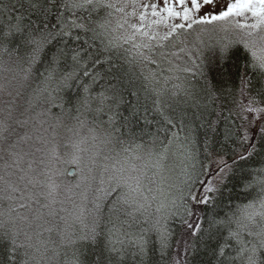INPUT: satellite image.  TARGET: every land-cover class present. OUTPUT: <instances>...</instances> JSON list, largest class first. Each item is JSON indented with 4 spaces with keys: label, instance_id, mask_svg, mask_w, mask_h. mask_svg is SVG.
I'll return each mask as SVG.
<instances>
[{
    "label": "snow or ice",
    "instance_id": "obj_1",
    "mask_svg": "<svg viewBox=\"0 0 264 264\" xmlns=\"http://www.w3.org/2000/svg\"><path fill=\"white\" fill-rule=\"evenodd\" d=\"M80 12L86 13L88 19L101 12L106 17L115 16V27L108 19L90 26ZM193 34L194 39L189 40ZM116 49H122L130 57L128 63L157 68L166 63L171 79L180 81V74L202 78L205 95L213 103L219 101L221 111L234 117L233 123L239 121L243 151L233 150L232 164L219 156L214 160L218 165L215 174L206 180L198 179L168 203H161L156 208L159 215L145 216L143 223L147 227L134 234L122 230L128 221H121L120 214L135 219V214L146 211L150 204L143 185L146 173L132 161L148 159L153 161L152 167L163 169L171 141L157 152L156 138L152 147L135 143L133 139L122 148L125 155L117 161L120 166H114L107 187L96 190L88 214L76 215L71 224L65 220L66 226L52 256L47 255L45 242L41 241L39 246L33 243V236L27 230L33 220L19 212L27 209L28 204L19 203L15 207L10 204L0 210V264H41L44 260L48 264H88L89 250L97 249L102 239L103 246L92 264L114 261L124 264L129 257L132 264H200L198 258L208 251L215 258L212 264H264V167L256 170L259 175L244 185V190L259 185L258 199L226 214V219L214 214L234 172L233 165L247 161L264 146V0H12L0 8V72H10L12 64L26 61V71L30 74L46 58L45 79H51L63 65L60 78L63 89L75 87L80 91L73 107L80 114L82 108L95 114L92 123L96 127L88 131L93 140L99 139L106 145H124L123 129L129 126L128 117L119 111L122 97L115 85L93 95L94 86L105 78V73L112 71L111 53ZM240 52L249 59L237 74L226 65ZM184 58V66L175 62ZM102 66L107 67L102 69ZM155 78V72L145 76L146 80ZM233 78L237 81L235 87L231 83ZM175 87L188 93L182 84ZM0 91L12 94L7 85H0ZM153 91L160 95L158 90ZM65 103L62 99L54 106L63 110ZM76 119L83 128L85 122L79 115ZM0 130H7L3 121ZM129 135H132L130 131ZM63 159L71 165L67 174L80 176L76 187L88 181L78 154H66ZM20 180L25 177L21 176ZM0 181L5 185L3 198L10 202L37 198L5 177H0ZM32 183L29 179L28 184ZM196 183L199 188L195 187ZM56 187L54 182L49 184L48 197L53 196ZM110 198L106 219L104 209ZM208 208L212 213L206 211ZM35 219H41V215L37 213ZM176 222L179 232L173 227ZM129 247L132 251H128Z\"/></svg>",
    "mask_w": 264,
    "mask_h": 264
},
{
    "label": "trees",
    "instance_id": "obj_2",
    "mask_svg": "<svg viewBox=\"0 0 264 264\" xmlns=\"http://www.w3.org/2000/svg\"><path fill=\"white\" fill-rule=\"evenodd\" d=\"M11 2L12 0H0V8ZM79 15L85 17L84 22L90 26L108 19L114 27L115 16L106 17L105 12H101L99 16L93 14L90 19L84 12H80ZM96 43L99 44V40ZM111 55L112 71L105 73V78L94 86L93 95L109 85H115L122 97L119 111L123 117H128L129 126L123 129L124 135L121 137L126 143L119 146L116 144L117 148L122 150L123 147L132 143L133 139L135 143L152 147L153 138H156L154 147L157 152L161 151L164 145H168L169 141L171 144L168 147V154L173 150L179 153L181 151V177L173 179L170 176H163L162 170L155 173L160 187L156 189L154 199L148 202L150 207H147L146 211L137 212L135 219L120 214L121 221H128L122 230L136 234L140 228L147 227L143 223L145 216L155 218L159 215L156 208L161 203H167L169 194L176 196L181 189L186 190L189 184L195 183L198 179L206 180L215 174L218 171V165L214 163V160L219 156H224L227 162L232 164L233 150L243 151L240 131H238L240 125L238 120L236 123L232 122L234 117H228L227 111H221L219 101L213 103L205 95L202 78L191 74H180L181 80L177 81L169 78L172 74L167 71L166 63L161 64L159 68L128 63L126 61L130 57L122 49L114 50ZM183 55L182 53L181 56ZM248 59L246 54L240 52L231 57L226 67L239 74ZM175 62L184 66L186 58ZM46 63L45 58V62L37 65L30 74L26 71L28 68L26 61H21L19 65L12 64L10 72H0V85H7L8 91L10 86H15V83L22 87L20 96L11 100L6 99L7 92L0 91V121L7 126L6 131L0 130V177H5L8 181L16 183L23 191H30L37 196L34 200L17 199L10 202L3 198L5 185L3 181H0V210L7 209L10 204L14 207L19 203L28 204L27 209H19V212L33 220L31 228L27 230L33 236V243L37 246L41 241L45 242L48 248L47 255L50 257L52 250L59 243L60 232L66 226L65 220L71 224L76 215L80 213L87 215L92 209L96 190L107 187L110 179L103 178L104 183L100 182L97 178L99 165L95 163L84 173L89 177L88 181L76 187L80 176L67 174L71 166L68 169L61 167L57 155L62 152L60 151L62 146L57 145V138L60 135H82L85 145L99 146L101 142L99 139L93 140L92 133L88 131L89 128L96 127L92 123L95 114L83 108L80 114L73 107L80 91L75 87L70 90L63 89L61 85L63 65L51 79H45ZM103 67L107 66H102V69ZM150 72H155V80L145 79ZM231 83L235 87L236 79L233 78ZM181 84L188 90L187 94L175 87ZM154 89L160 92L159 96L156 91H153ZM177 91L179 94L174 95ZM62 99L67 101L63 110L54 106V104L59 105ZM156 101L159 103L157 104ZM95 107L96 103L93 102V108ZM77 115L85 122L83 128L78 124ZM165 117L172 123L169 124ZM129 131L132 133L131 136ZM99 134L100 129L97 128V135ZM262 167H264V146H260L247 161H239L237 165H233L234 172L229 176L225 190L217 201L214 212L217 218L226 219V214L230 215L242 205L259 198V185L249 190H244V185L254 175H259L256 170ZM21 176H24L25 180H20ZM29 179L34 183L28 184ZM53 182L57 187L53 196L48 197L49 184ZM195 187L199 188L200 185L196 183ZM15 195L19 197V193ZM111 199L104 209L106 219ZM49 204L50 207H44ZM206 211L212 213L211 208ZM37 213L41 215L39 220L35 219ZM257 219L259 224V218ZM107 226L111 227V225ZM117 226L119 227V224ZM173 227L179 232L178 222L174 223ZM49 228L52 229L51 232L47 231ZM224 235H227L226 232ZM152 239H155L154 235ZM103 243L102 239L97 249L89 250L88 264H92L96 252L102 248ZM233 247H235L234 242ZM128 251L132 249L129 247ZM229 252L231 253V249ZM63 259L61 255L60 260ZM214 259L210 251L202 253L198 258L200 264H212ZM41 264H48V261H41ZM113 264L116 262L114 261ZM124 264H132L131 257L126 259Z\"/></svg>",
    "mask_w": 264,
    "mask_h": 264
},
{
    "label": "rangeland",
    "instance_id": "obj_3",
    "mask_svg": "<svg viewBox=\"0 0 264 264\" xmlns=\"http://www.w3.org/2000/svg\"><path fill=\"white\" fill-rule=\"evenodd\" d=\"M116 18L114 19V27H115ZM251 22V21H249ZM194 39L193 36L189 37V40ZM7 84L10 83L7 82ZM16 86V87H15ZM15 86H10L9 91L12 93L11 95L7 94L6 99L11 100L14 98H18L22 92V87L20 84L15 83ZM84 136L79 134H62L57 138V145L62 146V152H59L57 155L59 156V162L62 168L68 169L71 165L64 162V157L66 154L76 153L81 157V167L84 169L83 174L86 170H90L92 164L97 163L99 165V172L97 174V178L101 181H104L103 178L110 179L114 173V166L118 168L120 165L117 163L118 160H123L125 153L122 152L119 148H117L116 144L119 146V143H115L112 145H106L100 143L99 146L95 144H87L85 145L83 142ZM78 145V148L76 147ZM181 151L180 153L177 151H171L167 154V159L164 162L163 169H157L152 167L153 161L148 159L145 160H133L132 163H135L137 166L144 169L146 176L143 179V185L145 190V195L149 198L148 202L154 199V194L157 193L156 189L160 187L157 184V176L155 173L162 170L163 176H170L173 179H178L181 177ZM186 181V180H185ZM176 183V182H175ZM151 189V191H148ZM172 194H169L166 202L172 198Z\"/></svg>",
    "mask_w": 264,
    "mask_h": 264
}]
</instances>
